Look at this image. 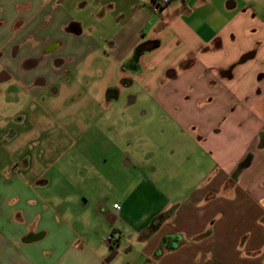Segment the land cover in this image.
Segmentation results:
<instances>
[{
    "label": "crops",
    "instance_id": "crops-1",
    "mask_svg": "<svg viewBox=\"0 0 264 264\" xmlns=\"http://www.w3.org/2000/svg\"><path fill=\"white\" fill-rule=\"evenodd\" d=\"M158 1L0 0V264H264V0Z\"/></svg>",
    "mask_w": 264,
    "mask_h": 264
},
{
    "label": "rangeland",
    "instance_id": "rangeland-1",
    "mask_svg": "<svg viewBox=\"0 0 264 264\" xmlns=\"http://www.w3.org/2000/svg\"><path fill=\"white\" fill-rule=\"evenodd\" d=\"M2 69H0L1 74ZM13 85L10 83H0V123L1 119L4 125L12 126L13 123L17 121V112L15 108H13L11 111H9L8 108H6L7 105H10L11 103H15L18 100H24L25 97L19 92H17L16 87L12 88ZM6 108V110H5ZM9 111V112H8ZM1 128V124H0ZM12 128V127H8ZM5 148V147H3ZM0 145V163L6 162L7 154L4 151ZM6 149V148H5ZM3 150V151H2Z\"/></svg>",
    "mask_w": 264,
    "mask_h": 264
},
{
    "label": "built area",
    "instance_id": "built-area-1",
    "mask_svg": "<svg viewBox=\"0 0 264 264\" xmlns=\"http://www.w3.org/2000/svg\"><path fill=\"white\" fill-rule=\"evenodd\" d=\"M170 0H159L158 2H156V5L154 6L153 12H157L160 8L166 6L169 3ZM114 209H118V205H113ZM113 238L110 236L108 237V241H112Z\"/></svg>",
    "mask_w": 264,
    "mask_h": 264
},
{
    "label": "trees",
    "instance_id": "trees-1",
    "mask_svg": "<svg viewBox=\"0 0 264 264\" xmlns=\"http://www.w3.org/2000/svg\"><path fill=\"white\" fill-rule=\"evenodd\" d=\"M142 50H143V47H138L137 50H136L135 55L137 56L140 52H142ZM161 219H162V218L158 219V221L161 220ZM152 227H153V226H152Z\"/></svg>",
    "mask_w": 264,
    "mask_h": 264
}]
</instances>
